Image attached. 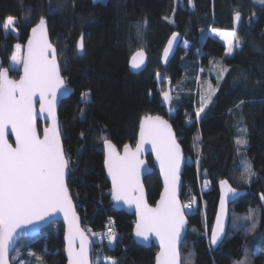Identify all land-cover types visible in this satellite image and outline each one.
I'll return each mask as SVG.
<instances>
[{"label": "trees", "instance_id": "obj_1", "mask_svg": "<svg viewBox=\"0 0 264 264\" xmlns=\"http://www.w3.org/2000/svg\"><path fill=\"white\" fill-rule=\"evenodd\" d=\"M237 11L241 13L238 24L234 21ZM8 16L17 18V35L4 34L2 24ZM40 17L46 20L62 76L73 90L59 108L60 131L70 158L68 188L95 247L92 263L103 260L104 264L105 258H111L117 264H155L158 250L143 248L133 239L135 217L113 210L110 204L104 139L118 150L134 146L145 117H161L172 125L183 150L181 202L193 200L198 205L196 211L188 212L182 264L189 259L192 264H237L245 259L246 250L247 264H264V252H257L264 246V201L260 198L264 194V3L0 0L1 70L8 68L15 45L26 47ZM213 29L237 31L240 47L233 57L225 58L226 47L212 37ZM82 33L85 47L80 57L76 46ZM173 34L182 36L181 46L170 63L162 66V52ZM141 50L147 54L148 65L135 75L128 64ZM218 65L227 69L222 78H216ZM10 77L18 79L20 73L10 71ZM208 78L216 91L197 120L203 80ZM168 83L172 91L166 106L163 93ZM82 93L89 94L86 102ZM241 100L244 103L236 107ZM238 127L247 132H238ZM242 135L248 144L238 152L235 141ZM147 160L153 167L152 158ZM244 162L255 172L248 183ZM221 180L246 194L231 205L226 237L214 249L210 235ZM145 186L149 204L155 206L162 191L157 171L146 178ZM250 208L258 209L255 231H249L252 222L243 219ZM109 222L115 228L113 247L105 233ZM63 239V225L54 224L38 238L22 241L11 262L66 264Z\"/></svg>", "mask_w": 264, "mask_h": 264}, {"label": "snow or ice", "instance_id": "obj_2", "mask_svg": "<svg viewBox=\"0 0 264 264\" xmlns=\"http://www.w3.org/2000/svg\"><path fill=\"white\" fill-rule=\"evenodd\" d=\"M192 0H189L191 3ZM264 3V0H261ZM241 20L239 11L234 13V21ZM17 18L8 16L2 24L4 30L16 31ZM146 23V22H145ZM215 35L225 40L228 45L227 54L231 55L233 46L240 47V37L236 30H212ZM140 34V28H137ZM174 34L172 40H175ZM85 36L82 33L77 41V51H84ZM172 40L169 41L171 47ZM21 46L15 45V52L11 56L13 64L23 66V76L18 81L8 78L9 68L0 70V264H8L9 253L18 238V230L23 226L44 221L56 212H62L68 221V242L66 252L68 264H90L88 256L89 241L81 230L78 217L73 210L72 197L66 184V176L70 173V158L65 154L60 141L59 128L55 117V101L57 93L66 87L60 75V68L56 61L57 50L47 39V27L44 17L32 28V38L28 41L27 57L18 54ZM168 49H165V57ZM51 57V58H49ZM137 57H140L137 60ZM144 64V53L138 51L132 58L131 67L140 69ZM226 68H222L223 77ZM159 78V74H158ZM216 89L211 88L207 99L202 98L201 106L196 112V119H200L201 112L209 102ZM39 94L41 112L47 111L52 119V127L45 128L43 138L37 133L34 124L33 98ZM88 93H82V99L87 101ZM165 102L169 101V93H163ZM240 101L236 107H240ZM11 128L15 135V146L8 143L7 130ZM238 132L246 133L245 127H238ZM81 133V137H83ZM140 142L151 143L156 151V158L160 162L164 175L165 188L157 208L152 209L144 203L143 188L139 182L141 161L138 159L139 146L136 152H131L125 145L124 156H119L115 146L104 139L107 151L105 165L112 179V197L114 200L126 204H135L140 217L136 225V236L148 239L149 233H155L160 241V252L156 257V264H181L178 245L186 220L184 208H191V203L181 205L176 196L180 183L179 170L181 163L180 145L177 143L171 126L160 117H145L140 127ZM200 137L197 136L196 140ZM237 151L246 147L248 141L240 136L235 141ZM199 165V160H197ZM244 173L245 182L255 175L250 163H246ZM242 179L244 176L242 175ZM222 195L220 208L216 216L215 226L211 230L210 244L216 246L225 232V218L227 216V201L229 194L235 196L236 189L229 185L228 180H221ZM140 195L137 196L136 193ZM264 201V194L261 195ZM244 220L251 221L249 231H255L259 223L258 209H249ZM195 231V229H193ZM109 244L115 239L108 235ZM79 240V249L76 241ZM264 252V246L257 249ZM255 254V253H254ZM39 259V257H37ZM106 264H117L115 259L105 258ZM188 264H192L188 260ZM237 264H247V250L245 259Z\"/></svg>", "mask_w": 264, "mask_h": 264}, {"label": "water", "instance_id": "obj_3", "mask_svg": "<svg viewBox=\"0 0 264 264\" xmlns=\"http://www.w3.org/2000/svg\"><path fill=\"white\" fill-rule=\"evenodd\" d=\"M46 27H47V39H48V42L52 45V43L50 41V37H49V31H48L47 23H46ZM173 35L167 41L166 46H165V48H164V50L162 52V55H161V64H162V66H167L170 63V61L176 55L178 48L181 46V43H182V40H183L182 36L180 34H175L176 38H175V40H172ZM30 38H32V33L30 34L29 39ZM29 39H28V41H29ZM170 40H172L171 47H169V41ZM27 46H28V42H27L26 47H25L24 58L27 57ZM52 47L54 48L53 45H52ZM165 49H168L166 57H165ZM143 53H144V64L138 70L137 69H133L131 67L132 58L134 56H136V54H134L131 57V59L129 61V64H128V67H129V70H130V72L132 74L139 75V74H141L142 72H144L146 70L147 65H148V57H147V54L144 51H143ZM83 55H84V51L83 52H78V56L82 57ZM49 58H51V57H49ZM139 59H140V57H137V60H139ZM56 61H57V64H58V66L60 68V65H59V62H58L57 53H56ZM60 75L63 78L62 72H61V68H60ZM21 76H23V66H22L21 71H20V77ZM20 77L18 79H13V78L10 77V71H8V78L9 79L14 80V81H18L20 79ZM63 80L65 82L66 87H64L63 89H61L57 93L56 101H55V117H56V122H57V125H58V128H59L61 145H62V147L64 149L63 140H62L61 131H60L59 108H60V105L62 104V102H64L65 100H67V99H69L71 97L73 90H72V88L70 86H68V84H67V82H66V80L64 78H63ZM33 107H34V124H35V127H36L38 135L42 139L43 138L44 129L52 127V119H51V117H49L47 111L41 112V103H40L39 94H37L33 98ZM153 118H155V117H153ZM161 119L164 120V121H167L164 118H161ZM167 123L171 126L172 132L174 133L176 141H177V137H176V134H175V131H174L172 125L168 121H167ZM7 139H8V143L12 144L13 147H14L15 146V135H14V133H12L11 128H9L7 130ZM140 140H141V138H140V131H139L138 140H137L136 144L134 146H128V148H129V150L131 152H136L137 151V147L139 146L138 159L141 161V167L139 169V182H140V185L143 188L144 203H146L149 208L155 209V208L158 207V205L160 203V200H161V196L164 194V188H165L164 175H163V173L161 171L160 162L156 158V151L153 149L152 144L151 143H143V144H141ZM177 143H178V141H177ZM180 150H181V157H182L181 163H180V170H179L180 183H179V185L177 187V190H176V196H177V199L180 202V204L183 205L182 202H181V193H182V186H183L182 172H183V166H184V163H185V159H184L183 150H182L181 146H180ZM115 151H116V153L119 156H124L125 147L122 150H118L116 148V146H115ZM104 154H105V160H106L107 151H106L105 147H104ZM148 157L152 158L153 167H151L149 165V162L147 160ZM104 171H105L106 177H107V179H108V181L110 183V190H111L110 204H111L113 210H115L117 212H124V213H126V214H128L130 216L135 217L136 225H137V223L139 222L140 217H139V215L137 213V209H136L135 204L129 205V204L124 203L123 201H117V200L113 199V197H112V179H111V177L108 174V169H107V167L105 165V161H104ZM155 171H157L158 174H159V177H160V180H161L162 191H161L159 200L157 201L155 206H152V205L149 204V201H148V192H147V189H146V186H145V180H146L147 177L151 176ZM69 177H70V173L66 176V184H67V186H68ZM219 188H220V196H219V201H218V205H217V210H216V215H215L213 227L215 226L216 216H217V214L219 212V208H220V197L222 195V189H221V186ZM69 194L72 197L73 210L75 211L76 216L78 217L80 228H81L82 231H84L85 236L87 237L88 241L90 242L89 246H88V256H89L90 264H93L92 263V256H93V251H94V248H95L94 247V243L90 239L88 234L86 233L85 229L83 228L82 219H81V217H80V215H79V213L77 211V208H76V205H75V202H74V199H73V196H72L70 190H69ZM245 194H246V191H242V190H236V195L235 196L229 194L228 201H227V213L228 214H227V216L225 218V232L222 235L221 240L218 242V244L216 246H212L211 245L214 249L218 248L222 244V242L224 241V239L226 237L228 226H229V217H230V207H231V205H233L241 196H243ZM136 195L139 196L140 193L137 192ZM183 211L185 213L184 209H183ZM185 220H186L185 228H184V230L181 233V240H180V244L178 245L180 256H181L182 244H183V242H184V240H185V238H186V236L188 234V231H189V220H188V215H186V213H185ZM57 223L62 224L63 227H64V239H63V241H64V257H65V260H66V264H68V255H67V252H66V248L68 246V242L65 239V236L68 233V221L65 220L64 214L62 212H56V213L52 214L50 217L46 218V220H44V221H38V222H35L33 224L23 226L22 229H19L18 230V238H17L15 244L13 245L12 251L9 253L8 264H12V262H11L12 255H13L15 249L17 248V246L22 241L28 240V239L38 238L45 230H47L49 227H51L52 225L57 224ZM136 225H135L134 231H133V239H134V241L138 245H140L141 247L146 248V249L151 248L152 246H154L158 250V253H159L160 250H161L160 249V241H159L158 237L155 235V233L154 232L153 233H149L148 239L144 240L143 237L136 236V234H135L136 233ZM210 237H211V235H210ZM76 248H77V250L79 249V240L76 241ZM158 253H157V255H158ZM157 255H156V257H157ZM155 264H156V259H155ZM181 264H182V258H181Z\"/></svg>", "mask_w": 264, "mask_h": 264}, {"label": "rangeland", "instance_id": "obj_4", "mask_svg": "<svg viewBox=\"0 0 264 264\" xmlns=\"http://www.w3.org/2000/svg\"><path fill=\"white\" fill-rule=\"evenodd\" d=\"M99 1H101V2H106L107 0H99ZM256 2H259L260 4H263V3L261 2V0H256ZM3 31H4V34L13 33L14 35H17V31H14V32H13V31L4 30V29H3ZM211 35H212V37H213L214 39H217L218 41H220L221 43H223V44L225 45V47H226L225 58L233 57V55H234L235 50H236L237 47L233 46L232 54H231V55H228V54H227V51H228V45H227V43L225 42V40H223V39H221L219 36L215 35V33H214L213 31H212ZM20 46H21V49H20V52H19L18 55H19L21 58H24L25 47L22 46V45H20ZM15 51H16V50H15V48H14V52H15ZM222 62H223V61L220 60V61H218V64L222 65V64H221ZM220 65H218V66H219V74L217 75L216 78H221V77H220V72H221L222 68H221ZM222 67H223V65H222ZM8 68L10 69L9 71L20 73L21 68H22V65H21V64H13L12 61L10 60ZM0 70H1V64H0ZM186 77L188 78L189 75H187ZM210 86H211V88H213L212 81H211L209 78H208V79H204V80H203V84H202V92H201V95H202V96H201V97H202L203 99H205V100L207 99V97H208V95H209V92H210ZM171 91H172L171 85L168 83V90H167L166 92L169 93V96H170V94H171ZM164 93H165V92H164ZM163 100H164V98H163ZM164 104H165L166 106H169V101L165 102V100H164ZM209 104H210V102L207 104V106H208ZM207 106L204 108V110L207 109ZM203 112H204V111H203ZM200 116H201V115H200ZM245 165H246V162H244V166H245ZM244 168H245V167H244ZM200 189L203 190V191L207 190V188H204V187H200ZM201 192H202V191H201ZM189 203H191V205H192V210H191V212H192L193 210L196 211V210L198 209L197 201L190 200ZM189 203H188V204H189ZM201 206H202V205H201ZM202 208H203V212H204V205L202 206ZM189 209H190V208H184L186 215H189V213H188V212H189ZM191 212H190V213H191ZM194 213H195V212H194ZM192 214H193V213H192ZM108 244H109V242H108ZM114 244H115V240H113V242H112L111 244H109V246H110V247H113ZM14 260H15V259H14ZM101 261H103V260H97V261L95 262V264H101ZM103 263L106 264V262H103ZM13 264H16V263L13 262ZM107 264H110V263L107 262Z\"/></svg>", "mask_w": 264, "mask_h": 264}, {"label": "built area", "instance_id": "obj_5", "mask_svg": "<svg viewBox=\"0 0 264 264\" xmlns=\"http://www.w3.org/2000/svg\"><path fill=\"white\" fill-rule=\"evenodd\" d=\"M191 210H192V205H191V208L189 209V212H191ZM114 232H115V228H114V224H113V222H109V223H107V225H106V235H112V234H114Z\"/></svg>", "mask_w": 264, "mask_h": 264}]
</instances>
